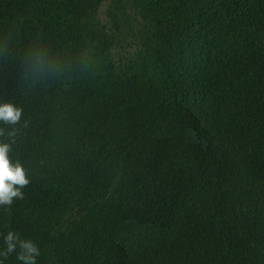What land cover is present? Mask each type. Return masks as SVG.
I'll return each mask as SVG.
<instances>
[{
	"label": "trees",
	"instance_id": "obj_1",
	"mask_svg": "<svg viewBox=\"0 0 264 264\" xmlns=\"http://www.w3.org/2000/svg\"><path fill=\"white\" fill-rule=\"evenodd\" d=\"M0 103V264H264V0H0Z\"/></svg>",
	"mask_w": 264,
	"mask_h": 264
},
{
	"label": "clouds",
	"instance_id": "obj_2",
	"mask_svg": "<svg viewBox=\"0 0 264 264\" xmlns=\"http://www.w3.org/2000/svg\"><path fill=\"white\" fill-rule=\"evenodd\" d=\"M22 109L12 103H0V121L15 124L19 121ZM10 146L8 143L0 142V205H11L13 198L23 199L24 193L21 189L29 183L23 165L16 161L11 163L9 160ZM13 234L9 233L5 237L8 243V251L15 245L10 243ZM22 249L25 251L18 259L25 261V264H35V257L39 251L31 241H21Z\"/></svg>",
	"mask_w": 264,
	"mask_h": 264
}]
</instances>
